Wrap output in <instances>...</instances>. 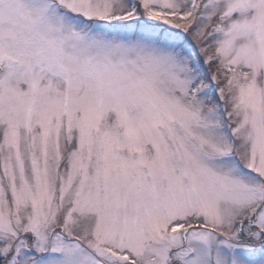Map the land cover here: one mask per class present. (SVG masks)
<instances>
[{
    "label": "snow or ice",
    "instance_id": "6c2138e0",
    "mask_svg": "<svg viewBox=\"0 0 264 264\" xmlns=\"http://www.w3.org/2000/svg\"><path fill=\"white\" fill-rule=\"evenodd\" d=\"M0 264H264V0H0Z\"/></svg>",
    "mask_w": 264,
    "mask_h": 264
}]
</instances>
